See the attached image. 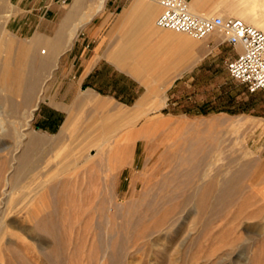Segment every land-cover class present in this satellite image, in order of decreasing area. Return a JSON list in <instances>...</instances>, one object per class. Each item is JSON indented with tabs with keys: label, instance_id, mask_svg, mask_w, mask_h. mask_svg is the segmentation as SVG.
<instances>
[{
	"label": "rangeland",
	"instance_id": "rangeland-1",
	"mask_svg": "<svg viewBox=\"0 0 264 264\" xmlns=\"http://www.w3.org/2000/svg\"><path fill=\"white\" fill-rule=\"evenodd\" d=\"M113 1L106 59L83 43L52 66L40 47L64 46L97 0H0V65L24 76L0 89V264H264V91L230 77L217 34L163 30L190 44L175 70L136 35V76L119 68L130 0ZM141 4L156 21L158 0Z\"/></svg>",
	"mask_w": 264,
	"mask_h": 264
},
{
	"label": "crops",
	"instance_id": "crops-1",
	"mask_svg": "<svg viewBox=\"0 0 264 264\" xmlns=\"http://www.w3.org/2000/svg\"><path fill=\"white\" fill-rule=\"evenodd\" d=\"M90 1L91 0H85L86 3ZM99 1L100 0H97L98 3ZM197 1L201 3L206 0H197ZM211 1H213V3L210 5L208 11H212V12L214 11L216 13L221 14L224 17L228 16V17L238 18V16L239 17L246 16L244 18H248L249 21L250 19L254 20V22L257 21L256 23L258 24L264 22V4H262L260 0H211ZM104 2L105 0H102L100 7L97 9H95V5H94V8L87 7L86 10L81 12V14H78L77 21L70 28V30H73L74 36L69 42H67V38H66V40H64V46L62 45L59 47L57 46V48H59L60 50L58 53L59 55L57 54V57L58 56L60 57L63 50L65 49H69V50L71 49L72 51L76 47L82 46L83 43H86L87 45L88 44L90 45L91 43V47L93 49V56L101 55V57L104 56L103 58L106 59L107 53L105 49L107 46L106 45L107 41L106 39L103 38V36L105 34L106 27L109 26V21L111 20V18L110 15L108 14L113 12L111 8L113 7L115 8L114 6L115 1L107 0L105 4ZM141 2L142 0H130L128 4L121 5L118 11L117 24L118 25L127 24L128 27L125 30V35L122 41L112 51H110L109 56L113 59V61L119 68H122L127 72L136 76L135 69L126 67L127 64L126 58L129 56L131 57L132 55V53L131 54L129 53L132 51V46L129 43L137 40L136 35H143V37H151V39L154 41V46L156 51L155 56L162 61L160 63L161 65H168L171 70H175L174 67L177 65L184 66L186 60L190 59V44L188 40L184 39L183 37H177L176 35L164 32L163 29L158 28L155 24V15L157 14L156 10H158L157 7L148 4L145 8L147 10H145L144 12L142 9ZM103 6L104 8L102 11V16L100 18L99 17L97 18L98 15L92 16L94 12L100 10ZM117 6L118 5H116V7ZM189 11L193 12L191 10ZM248 13L250 14L248 15ZM247 16H249L250 18ZM215 34L220 36L218 32H214L209 36V38L216 40L217 37L214 36ZM81 35L83 37H81ZM175 40L177 42L182 43L180 47L174 48L173 41ZM65 42L67 43L65 44ZM195 46L193 47L192 50H194ZM37 47L39 46L36 45V48ZM234 49L238 52L240 50V45L238 44L234 45ZM56 64H57V58H56L55 66ZM95 103L102 104L103 101L98 97L95 100ZM164 104H165V100H162L159 106H163Z\"/></svg>",
	"mask_w": 264,
	"mask_h": 264
},
{
	"label": "built area",
	"instance_id": "built-area-1",
	"mask_svg": "<svg viewBox=\"0 0 264 264\" xmlns=\"http://www.w3.org/2000/svg\"><path fill=\"white\" fill-rule=\"evenodd\" d=\"M161 12L156 25L194 38H203L214 31L224 35L231 45H240L236 56L227 62L231 78L245 85L250 93L264 91V31L240 18L192 14L186 0H158Z\"/></svg>",
	"mask_w": 264,
	"mask_h": 264
},
{
	"label": "bare ground",
	"instance_id": "bare-ground-1",
	"mask_svg": "<svg viewBox=\"0 0 264 264\" xmlns=\"http://www.w3.org/2000/svg\"><path fill=\"white\" fill-rule=\"evenodd\" d=\"M101 1L102 0H100L99 1V3L97 2V4L95 5V9H97V8H99L100 7V5H101ZM260 3V2H259ZM253 5V4H252ZM257 6V5H256ZM252 7V6H251ZM260 7V6H259ZM245 10V9H244ZM249 10H250V7H249ZM157 11V10H156ZM241 12H243V11H241ZM192 14H196V15H202V14H197V13H193V12H191ZM239 14V13H238ZM241 14V13H240ZM250 13H248V15H249ZM154 15V14H153ZM246 15V14H245ZM262 15V14H261ZM88 16V15H87ZM202 16H206V15H202ZM236 16V15H235ZM149 17V16H148ZM154 17V16H153ZM244 17H246V16H244ZM244 17H239L238 16V18H240V19H242L244 22H246L247 24H249V25H251V26H254L255 28H258V29H260V30H264V22L263 23H261V24H258V23H256V22H254V20H252V19H250V21L248 20V18H244ZM247 17H249V16H247ZM261 17V16H260ZM147 18V17H146ZM250 18V17H249ZM255 20H256V18H255ZM152 22V21H151ZM155 24H156V22H155ZM154 24V25H155ZM157 26V25H156ZM158 28H160V29H163V30H165L164 28H161V27H159V26H157ZM166 30H169V29H166ZM170 31V30H169ZM75 32V31H74ZM173 32H176V31H173ZM214 32H218V31H214ZM214 32H212V33H214ZM177 33H183V32H177ZM212 33H210L209 35H211ZM209 35H207V36H209ZM220 35L224 38V35H222L221 33H220ZM73 36H74V33H73V30H70L69 31V34H68V37H67V42H69V41H71V39L73 38ZM207 36H205V37H207ZM192 37V36H191ZM205 37H203V38H205ZM194 38V37H193ZM196 39H198V38H196ZM46 41L48 40V39H45ZM67 42H65V44L67 43ZM33 44H35V42L33 43ZM49 44H51V43H49ZM46 46H47V44H45ZM54 45H56V44H54ZM54 45H51V46H48V47H46L47 48V53H46V50H44L43 51V48L42 47H40V49L38 50V54L39 55H42V53L43 54H46V55H44V56H40L41 58L40 59H42L43 60V62L44 63H46V62H50L51 64H52V66H55V62H56V58H58L57 57V54L59 53V48H57V45L56 46H54ZM69 45V44H68ZM5 50H6V46H0V51H2V52H5ZM28 57H32V58H34L36 55H37V48H36V44L35 45H33V46H31L28 50H27V54H26ZM59 55V54H58ZM8 57H10V53H9V55H8ZM11 62V61H10ZM11 64V63H10ZM24 76H22V75H16L15 74V72H14V70H12L10 67H7V66H4V65H0V82H1V84H0V89H2V90H6V89H10L11 87H16V86H12L11 85V81L12 80H18L20 83H21V81H22V78H23ZM24 79V78H23ZM37 105V104H36ZM35 105V106H36ZM15 128H17V127H15ZM125 155V154H124ZM127 159V158H126ZM123 161V160H122Z\"/></svg>",
	"mask_w": 264,
	"mask_h": 264
}]
</instances>
